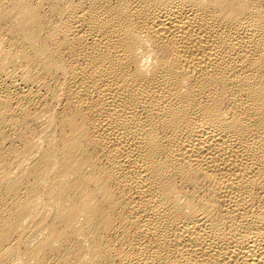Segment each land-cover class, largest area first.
Instances as JSON below:
<instances>
[{
  "label": "bare ground",
  "instance_id": "1",
  "mask_svg": "<svg viewBox=\"0 0 264 264\" xmlns=\"http://www.w3.org/2000/svg\"><path fill=\"white\" fill-rule=\"evenodd\" d=\"M0 264H264V0H0Z\"/></svg>",
  "mask_w": 264,
  "mask_h": 264
}]
</instances>
